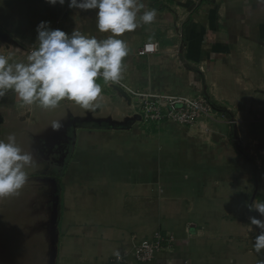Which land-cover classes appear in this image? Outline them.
Here are the masks:
<instances>
[{
    "label": "crops",
    "instance_id": "obj_1",
    "mask_svg": "<svg viewBox=\"0 0 264 264\" xmlns=\"http://www.w3.org/2000/svg\"><path fill=\"white\" fill-rule=\"evenodd\" d=\"M142 3L141 14L155 8L157 17L117 37L129 47L121 80L141 91L185 96L196 92L194 96H203L213 105V118L201 117L191 127L149 132L125 123L133 105L119 89L101 80H97L102 94L95 109L65 99L46 110L24 105L9 90L0 98V140L14 133L18 146L34 157L25 169L29 180L20 194H30V184L50 182L56 211L51 226L56 235L52 264H117L119 256L124 257L123 264H140L132 258L133 245L156 231L172 234L175 242L171 251L147 264H247L242 250L250 217L264 220L256 212L251 216L245 206L248 179L264 181V0ZM96 11L69 8L67 0L64 5L0 0V55L10 62H26L31 48L37 46L36 28L41 21L50 22L53 30L71 34L77 29L104 39L109 34L97 30ZM149 41L158 42V52L139 55ZM76 121L82 126L75 127ZM53 122L61 127L54 129ZM103 123L109 126H93ZM77 130L133 136L131 179L111 173V179H57L52 172H38L46 159L57 166L51 152L68 142L60 164L65 167L62 175L66 173L75 153L70 150L71 134ZM59 137L68 139L56 140ZM263 185L258 190L256 185L255 193L264 197ZM16 197L2 199L9 198L8 205ZM254 198L255 194L250 205ZM49 200L43 207L47 217L53 214ZM13 212L5 208L2 217L12 213L15 220ZM45 221L41 229H34L43 236L25 230V245L35 239L51 242L49 219ZM7 228L5 223L1 230H13ZM2 262L34 264L7 258Z\"/></svg>",
    "mask_w": 264,
    "mask_h": 264
},
{
    "label": "clouds",
    "instance_id": "obj_2",
    "mask_svg": "<svg viewBox=\"0 0 264 264\" xmlns=\"http://www.w3.org/2000/svg\"><path fill=\"white\" fill-rule=\"evenodd\" d=\"M50 5H64L66 0H46ZM69 8L96 11V28L108 33L104 39L83 34L75 29L67 34L51 29L50 22L41 21L36 31L37 43L29 51L26 62H10L0 55V98L13 91L24 104L42 109H55L65 99L84 109H95L102 87L97 83H119L124 70V58L129 54L125 40L117 37L151 24L157 17L155 8L143 11L142 0H67ZM152 45H148L151 47ZM52 127L59 129L60 123ZM33 154L18 146L10 133L0 140V198L18 196L29 180L26 168L33 163ZM249 210L264 216V202H254ZM260 229L255 238L254 251H264V220L250 217L251 226ZM264 264V261H261Z\"/></svg>",
    "mask_w": 264,
    "mask_h": 264
},
{
    "label": "rangeland",
    "instance_id": "obj_3",
    "mask_svg": "<svg viewBox=\"0 0 264 264\" xmlns=\"http://www.w3.org/2000/svg\"><path fill=\"white\" fill-rule=\"evenodd\" d=\"M115 88V87H114ZM118 89V88H117ZM119 90L123 93V95L129 99L130 105H133V100L130 98L129 94L126 93L123 89L119 88ZM155 92V91H154ZM161 93V92H157ZM165 93V92H162ZM169 94V93H167ZM196 94L194 93H187V96L193 97ZM134 106V105H133ZM125 123H128V126L134 127L136 129L146 131H157V130H164L171 127H191L190 126H181L177 123L167 121L162 123L159 127H155V130H152L153 126L152 123L147 122H139V119L135 120L136 116H138L137 112H135L132 107L131 111L127 113ZM131 119V120H130ZM208 120L211 123L212 120ZM75 124V127H81L78 122ZM112 133V134H105L104 132H97V133H81V131L73 132L72 138L73 148L75 149V153L72 156V162L69 164L66 173L62 175L64 172L65 167L62 169L63 160L67 155V149L69 148L70 143L67 145H62L60 148L56 149V146L53 148L56 149L54 152H51L53 158L51 161L54 162L56 160L57 166H50L48 160L43 161L42 165L37 169L38 172L41 173H54V176L57 179H89L94 177L93 179H111L109 176L119 174V177H124V179H131L132 172H131V156L133 153V145H136V142H132V138L130 135H123L119 133ZM76 136V137H75ZM67 137L57 138L65 140ZM68 139V138H67ZM136 140V139H134ZM89 141V142H88ZM96 145V146H95ZM110 146L107 148V146ZM95 146V147H94ZM49 147H47L48 149ZM62 148V150H61ZM59 150V152L57 151ZM105 155V156H104ZM50 161V160H49ZM48 165L50 167H48ZM60 168L61 175L56 176L55 173H58L57 170ZM263 169L260 170V172ZM258 175V174H256ZM45 176V175H44ZM48 177V176H47ZM60 177V178H59ZM180 177V176H176ZM40 178V177H38ZM53 178V179H56ZM43 179H50L44 177ZM249 184L247 186V211L251 212L254 216V212L259 213L256 210H249V205L251 203V199L255 194L254 202H264V197L261 192V195L258 194L259 192L256 191L255 193V186L257 185V190L259 189L260 183L264 182L263 179H248ZM262 181V182H261ZM28 185V184H27ZM30 194L27 192H23L18 195L16 198H12L11 202L9 203L8 200L0 198V264H3L4 259H12L17 262H25V261H33L34 264H52L51 258L53 255L54 244L53 239L55 236V229L51 228V226L55 224L56 221V211L54 206V196L50 195V182H38L36 184H30ZM26 187V184L24 188ZM33 187V188H32ZM262 190L264 191V185L262 186ZM243 192V189L241 190ZM49 198L48 207L50 211H53L51 217L45 216L46 209L44 207V200ZM5 208H11L15 213V220H11L12 213L2 217V211H5ZM49 219L50 229L48 232L49 236H51V242L49 238H45L44 242L41 239H35L34 241H29L28 245H25V241L23 239V235L25 230H29V234L35 235L36 237L43 236L42 231H34V229H41L43 227L42 223L46 222L45 220ZM18 220V222L16 221ZM5 223L9 224V230L11 227L13 228L12 231L9 233L3 232L1 228L4 226ZM22 225V226H20ZM53 231V232H52ZM22 232V235H21ZM260 229L253 225L251 231H247L244 235L246 239L244 242V247L242 250L245 258H247V264L251 261H255V264H261V261H264V251L260 254H257L254 251V242L256 236L259 234ZM28 235V234H27ZM29 236V235H28ZM46 244V245H45ZM241 251H237V255L240 256ZM133 258V257H132ZM134 259V258H133ZM135 261V260H134ZM136 262V261H135ZM138 263V262H137ZM9 264V263H6ZM13 264V263H11ZM140 264H147V263H140ZM251 264V263H250ZM253 264V263H252Z\"/></svg>",
    "mask_w": 264,
    "mask_h": 264
},
{
    "label": "built area",
    "instance_id": "obj_4",
    "mask_svg": "<svg viewBox=\"0 0 264 264\" xmlns=\"http://www.w3.org/2000/svg\"><path fill=\"white\" fill-rule=\"evenodd\" d=\"M148 45H152L148 47ZM158 42L149 41L143 44L139 55H152L158 52ZM98 80L103 81L102 78ZM103 83H105L103 81ZM108 87L121 88L129 94L133 100V110L139 116V122L152 123V126L159 127L162 123L171 121L181 126H190L196 123L199 118H213V105L203 96H185L152 91L135 90L125 84L122 80L119 83H105ZM175 239L168 232L156 231L151 238L134 243L131 254L138 263H150L159 254L171 251ZM119 263L125 262L124 257H118Z\"/></svg>",
    "mask_w": 264,
    "mask_h": 264
},
{
    "label": "trees",
    "instance_id": "obj_5",
    "mask_svg": "<svg viewBox=\"0 0 264 264\" xmlns=\"http://www.w3.org/2000/svg\"><path fill=\"white\" fill-rule=\"evenodd\" d=\"M88 125V124H87ZM94 127H107V126H109V125H107V124H95V125H93ZM152 130H155V127L153 126V128H152ZM61 173V171H59V174Z\"/></svg>",
    "mask_w": 264,
    "mask_h": 264
},
{
    "label": "water",
    "instance_id": "obj_6",
    "mask_svg": "<svg viewBox=\"0 0 264 264\" xmlns=\"http://www.w3.org/2000/svg\"><path fill=\"white\" fill-rule=\"evenodd\" d=\"M137 118L139 119V116H136L135 120H137ZM131 120V119H130ZM55 237L56 235L54 236V239H53V244L55 245Z\"/></svg>",
    "mask_w": 264,
    "mask_h": 264
},
{
    "label": "flooded vegetation",
    "instance_id": "obj_7",
    "mask_svg": "<svg viewBox=\"0 0 264 264\" xmlns=\"http://www.w3.org/2000/svg\"><path fill=\"white\" fill-rule=\"evenodd\" d=\"M69 138H71V136L69 137ZM68 141H70V140H68ZM68 143V142H67ZM58 152H59V150H57Z\"/></svg>",
    "mask_w": 264,
    "mask_h": 264
}]
</instances>
